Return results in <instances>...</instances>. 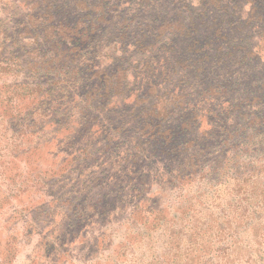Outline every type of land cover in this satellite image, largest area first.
<instances>
[{"label":"rangeland","instance_id":"obj_1","mask_svg":"<svg viewBox=\"0 0 264 264\" xmlns=\"http://www.w3.org/2000/svg\"><path fill=\"white\" fill-rule=\"evenodd\" d=\"M0 264H264V0H0Z\"/></svg>","mask_w":264,"mask_h":264}]
</instances>
